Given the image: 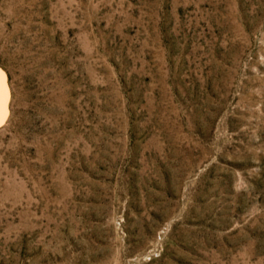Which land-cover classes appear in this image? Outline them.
<instances>
[{
	"label": "rangeland",
	"instance_id": "obj_1",
	"mask_svg": "<svg viewBox=\"0 0 264 264\" xmlns=\"http://www.w3.org/2000/svg\"><path fill=\"white\" fill-rule=\"evenodd\" d=\"M0 264H264V0H0Z\"/></svg>",
	"mask_w": 264,
	"mask_h": 264
}]
</instances>
